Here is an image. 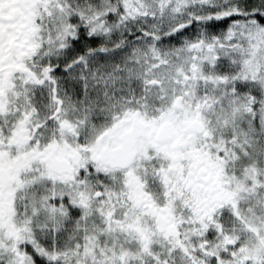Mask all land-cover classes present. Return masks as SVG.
Returning <instances> with one entry per match:
<instances>
[{"label":"snow or ice","instance_id":"6c2138e0","mask_svg":"<svg viewBox=\"0 0 264 264\" xmlns=\"http://www.w3.org/2000/svg\"><path fill=\"white\" fill-rule=\"evenodd\" d=\"M0 264H264V0H0Z\"/></svg>","mask_w":264,"mask_h":264}]
</instances>
